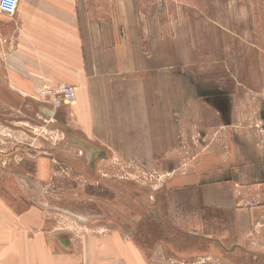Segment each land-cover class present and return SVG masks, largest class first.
<instances>
[{
  "label": "rangeland",
  "instance_id": "374dc122",
  "mask_svg": "<svg viewBox=\"0 0 264 264\" xmlns=\"http://www.w3.org/2000/svg\"><path fill=\"white\" fill-rule=\"evenodd\" d=\"M216 1L221 0H132L138 13L136 34L133 17L113 19L111 41L125 43L127 51L120 63L105 65L106 89L123 95L95 98L107 112L92 128L81 114L46 108L34 94H0V164L26 173L41 170L39 202H58L56 207L47 204L49 214L83 225L80 229L120 230L141 249L144 264H264V194L239 189L238 206L251 212L242 222L241 211L211 209L203 205L201 194L172 183L191 173L201 154L225 147L213 144L225 132L219 116L192 96L189 81H226L216 71L222 58L213 55L210 44ZM110 4L91 0V8L109 9ZM124 20L127 27L120 25ZM82 67L89 78L103 76L101 66L100 71L97 65ZM134 67L137 96L129 98ZM233 67L228 74L240 72L243 79L252 71L247 64ZM259 67L264 73V59ZM66 84L75 89L76 104L81 103L78 86ZM248 95L245 111L258 123L256 110L264 91ZM185 96L188 109L197 107L186 117L180 111ZM233 100L229 117L234 122L241 107L236 110L240 103ZM236 120L240 123V117ZM81 186L91 192L74 191ZM63 201L65 205L59 204Z\"/></svg>",
  "mask_w": 264,
  "mask_h": 264
},
{
  "label": "crops",
  "instance_id": "0c3cea01",
  "mask_svg": "<svg viewBox=\"0 0 264 264\" xmlns=\"http://www.w3.org/2000/svg\"><path fill=\"white\" fill-rule=\"evenodd\" d=\"M109 1V9L104 5L98 9L91 8V0H18L13 13L0 11V94L4 96L8 90L25 97L43 85L75 84L82 102L54 109L81 114L89 128L98 123L97 118L107 111L106 105L96 104L95 98L123 95L120 90L112 93L106 89L105 65L120 63L127 51L125 43L111 41L116 32L113 19L133 17L134 34L138 25L132 0ZM210 21L211 49L214 56L218 53L222 58L216 71L226 81H189L194 84L192 96L204 100L219 116L220 128L225 132L220 138L214 137L213 144L218 141L225 147L224 151L201 154L191 173L177 176L172 183L179 190L202 195L203 205L211 209L233 214L241 211L243 222L244 214L251 212L248 207L238 206L236 193L244 189L260 197L264 194V101L256 110L258 123L251 122L249 117L253 115L245 111L246 98L251 96L247 93L258 95L264 91V73L259 67L264 59V0L216 1ZM120 25L127 27L125 20ZM223 49L226 56L222 57ZM244 64L252 66L246 79L240 72L228 74L232 69L229 67ZM84 65H97L98 71L101 66L103 76L98 80L89 78ZM136 71L134 67L129 74V90L125 89L129 98L137 96ZM122 80L120 76L116 84L120 86ZM234 97L240 103L236 110H241L233 122L229 115ZM184 98L180 111L186 117L197 107L188 109ZM36 100L53 108L48 102ZM100 119L104 121L103 116ZM43 175L41 170L26 173L0 164V264H144L141 249L120 230L80 229L83 225L75 227L49 214L47 204L56 207L58 202H39V177ZM74 191L91 192L84 186ZM32 194L37 200L29 199Z\"/></svg>",
  "mask_w": 264,
  "mask_h": 264
},
{
  "label": "built area",
  "instance_id": "2783aa9c",
  "mask_svg": "<svg viewBox=\"0 0 264 264\" xmlns=\"http://www.w3.org/2000/svg\"><path fill=\"white\" fill-rule=\"evenodd\" d=\"M18 0H0V11L13 13ZM34 96L36 99L50 103L53 108L61 105L72 106L76 103L75 89L66 83L43 85L38 88Z\"/></svg>",
  "mask_w": 264,
  "mask_h": 264
}]
</instances>
